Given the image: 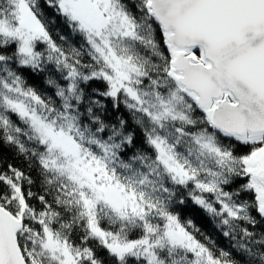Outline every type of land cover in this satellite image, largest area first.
<instances>
[{
  "label": "snow or ice",
  "instance_id": "6c2138e0",
  "mask_svg": "<svg viewBox=\"0 0 264 264\" xmlns=\"http://www.w3.org/2000/svg\"><path fill=\"white\" fill-rule=\"evenodd\" d=\"M0 144V264H264V0H0Z\"/></svg>",
  "mask_w": 264,
  "mask_h": 264
},
{
  "label": "trees",
  "instance_id": "16d2710c",
  "mask_svg": "<svg viewBox=\"0 0 264 264\" xmlns=\"http://www.w3.org/2000/svg\"><path fill=\"white\" fill-rule=\"evenodd\" d=\"M53 36L59 43V37L56 36L55 30H53ZM76 43H78V40L76 41ZM24 75L28 80V83L36 87L38 91L40 92L45 91L43 79L45 78L47 73L37 75L34 77L29 75V73L25 71ZM90 87L91 88L99 87L103 89V85L100 84L99 82H93ZM50 91L51 90H48L49 93ZM105 103L108 104L109 106L108 114L105 116V119L111 120L113 119L111 101H105ZM121 113L127 116V113L124 111L123 108H121ZM12 119L15 120L16 117L13 116ZM9 164L14 167L20 168L25 172L28 171L24 157L18 156L13 148L0 144V169L6 168ZM32 175L35 176V172H33ZM233 187H235V185H233ZM184 207L185 210L182 213V219L186 220L188 218H191L193 220L196 227L200 230L199 232L194 233L197 236V239L207 243L208 241L205 240V237L210 238V240L215 243L216 246L215 250L217 252L219 251V249H224L226 251L229 250L231 242L229 241L228 238L223 237V235L220 233L218 229L214 228L211 218L207 216L203 212V210L199 209L198 206L193 205L191 201H189L187 205H185ZM261 229H264V224H260L256 227V231H260Z\"/></svg>",
  "mask_w": 264,
  "mask_h": 264
}]
</instances>
